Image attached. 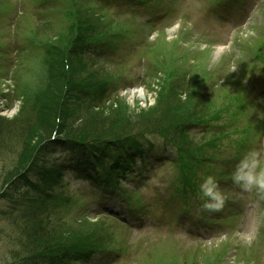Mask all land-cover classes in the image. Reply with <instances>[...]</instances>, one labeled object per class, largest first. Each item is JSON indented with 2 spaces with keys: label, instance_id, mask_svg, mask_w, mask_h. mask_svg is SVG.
<instances>
[{
  "label": "rangeland",
  "instance_id": "374dc122",
  "mask_svg": "<svg viewBox=\"0 0 264 264\" xmlns=\"http://www.w3.org/2000/svg\"><path fill=\"white\" fill-rule=\"evenodd\" d=\"M97 1L0 0V264H19L34 215L56 227L63 243L75 244L78 236L94 237L107 250L110 245L114 248L112 253L97 255L92 264H264V193L243 191L227 182L230 177L219 178L205 164L194 166L186 158L184 173L177 164L178 147L166 146L160 136L149 138L154 145L149 160L145 164L138 160L136 181L126 186L143 199L144 212L136 207L133 212L122 196L101 194L93 182L94 168L81 167L91 161L84 150L56 148L44 157L46 168L56 163L65 172L44 206L10 188L8 172L25 174L39 137L59 123L57 111L68 102L67 81L58 79L57 71L51 75L56 70L51 65L73 48L76 12L98 20ZM160 1L159 8L133 9L114 0L109 11L111 17L117 16L114 20L101 10L96 33L105 38L114 37L115 32L127 35L119 52L103 50L97 62L87 61L78 79L100 82L112 77L120 90L99 109L72 99L77 116L93 112L95 118L111 123L121 119L137 123L158 101H166L162 91L168 89L169 80L165 77L176 72L172 81L182 85L185 77L194 87L190 93L179 90L178 102L188 104L192 94L196 105L222 107L216 117L222 119L218 126L227 120V132L220 138L225 149L221 146L216 153L215 146V152L208 155L215 154L220 163L223 156L233 158L235 150L229 140L241 125L251 129L247 142L264 163V134L258 145L254 141L256 124L264 123V0L230 2L226 7L225 0ZM177 41L175 63L166 65L167 54ZM197 76L200 80L194 82ZM249 98L259 101L251 103ZM208 106L203 113L213 118ZM217 139L210 138L211 147ZM180 140L192 149L190 154L201 148L196 132H187ZM120 163L121 169L127 168L128 160ZM198 169L195 182L213 175L218 182H227L219 184L220 188L229 186L225 202L238 209L236 218L223 227L213 222H219L218 214L224 215V210L202 209L197 196L190 197L191 208L182 204L181 189L186 186L181 184L192 183ZM37 172L27 174L32 184ZM204 215L211 220L203 221Z\"/></svg>",
  "mask_w": 264,
  "mask_h": 264
},
{
  "label": "trees",
  "instance_id": "16d2710c",
  "mask_svg": "<svg viewBox=\"0 0 264 264\" xmlns=\"http://www.w3.org/2000/svg\"><path fill=\"white\" fill-rule=\"evenodd\" d=\"M126 1L133 2L134 0ZM97 2L100 8L95 12L98 23H101L99 19L101 10H104L106 17H109L107 12L111 9V5L107 4L105 0H98ZM109 2L111 3V1ZM86 13L90 14L91 12L89 10ZM74 15L77 25L76 30L73 29L75 37L73 48L51 65L56 69L53 73V70L51 71V75H56L57 71L58 79L63 78L67 81L65 83L68 91V102H65L63 108L57 111L59 123L57 122L54 128L49 129L43 136L39 137V145L30 158L29 167L25 170L26 173H18L14 170L8 172V182H12L10 188L12 187V190L20 193L22 198L28 201L33 200L35 205L44 206V202L51 198L49 192L54 185L58 184L56 181H61L62 175L65 174L59 167H56V163L46 168L45 161H43L46 155L52 153L50 152L52 149L58 148L88 152L91 161H82L84 164L81 167L94 168L96 177H94L93 182L103 193L111 190H124L123 184L126 180L132 179V175L137 169L138 160L145 163V160H148L147 156L153 151L154 145L149 139L152 136L163 137L166 146L178 147L179 160L177 164H181L183 171H187L184 158L188 162L191 161L194 166L199 163L201 166L203 164L205 166L215 164L216 160L213 155L208 154L210 151L215 152V146H219L221 136L224 137L225 131L227 132V126L216 125L218 121L222 120L217 119L222 114V107L214 109V103L208 106L204 105V102L196 105L192 94H190L188 104L178 102L176 94L180 93L179 90H186L190 93L194 87L189 86V81L185 80V77H183L182 85H177L175 80L172 81L176 72L172 76L167 75L165 77L169 80L167 82L168 89H164L162 92L167 97L165 98L167 102L158 101L149 113L137 118V123L129 124L124 119L111 123L104 118H95L94 115L96 114L93 112L91 115L86 113L81 118L77 116L72 106L74 104L72 99L86 101L92 109H99L120 90L112 77L100 82L85 81L78 78H80V71L88 65L87 61L95 60L97 62L98 57L105 53L103 50L112 53L119 52L121 45L119 39L121 37L123 41L122 38L125 36H120L118 32H115L114 37H102L101 34L96 33V20H91L90 16L88 18L78 14V12ZM176 47L174 44L173 49L167 54L166 65H169L170 61L175 63L176 57L174 55L178 51ZM51 78L48 79L51 80ZM193 78L194 82L200 80L198 76ZM76 79L78 82L75 81ZM118 101L115 99L113 102L119 103ZM208 101L210 103V100ZM36 104L40 103L37 102ZM207 106L212 111L213 118H208L203 113ZM196 109L201 112H196ZM225 121L227 122V120ZM225 121H222V123L224 122L223 125H226ZM187 132L191 134L196 132L201 139V148H195L197 151L194 154H190L193 153L189 151L192 149H188L186 143L181 144L180 139ZM210 138L214 140L218 138L212 147L210 144L213 141ZM134 152L138 153V156ZM125 159L128 160L127 168L121 169L120 162L125 161ZM93 161H95L94 164ZM229 168L225 164L222 170L228 171ZM34 171H38L36 175L38 179H36L35 184H32L27 174ZM225 174L227 175L226 172ZM188 183L185 181L181 185L186 187L189 185L194 188V183ZM6 189L8 188L6 187ZM36 196L37 199L34 198ZM32 219H34L35 225L33 224L34 227L32 225L30 232L27 231L26 241L23 244L24 256H22L19 264H92L97 255L107 253L105 251L107 249L94 237L87 239L78 236L75 244L69 241L63 243L61 242L62 237L57 236L56 227L50 226L38 215H34ZM108 247L111 248V245Z\"/></svg>",
  "mask_w": 264,
  "mask_h": 264
},
{
  "label": "clouds",
  "instance_id": "9594fccd",
  "mask_svg": "<svg viewBox=\"0 0 264 264\" xmlns=\"http://www.w3.org/2000/svg\"><path fill=\"white\" fill-rule=\"evenodd\" d=\"M231 180L243 191L255 189L264 193V163L261 162L260 154L249 151L239 159L231 173ZM197 195L202 200V209L208 212L220 211L227 198L213 175L202 178Z\"/></svg>",
  "mask_w": 264,
  "mask_h": 264
}]
</instances>
